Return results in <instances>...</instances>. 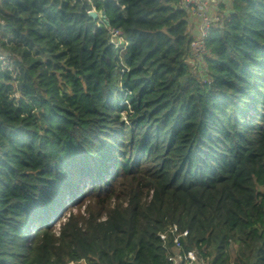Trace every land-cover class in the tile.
I'll list each match as a JSON object with an SVG mask.
<instances>
[{
	"label": "trees",
	"instance_id": "16d2710c",
	"mask_svg": "<svg viewBox=\"0 0 264 264\" xmlns=\"http://www.w3.org/2000/svg\"><path fill=\"white\" fill-rule=\"evenodd\" d=\"M178 2L0 0V264H171L172 225L264 264V0L221 6L205 80Z\"/></svg>",
	"mask_w": 264,
	"mask_h": 264
},
{
	"label": "built area",
	"instance_id": "2783aa9c",
	"mask_svg": "<svg viewBox=\"0 0 264 264\" xmlns=\"http://www.w3.org/2000/svg\"><path fill=\"white\" fill-rule=\"evenodd\" d=\"M229 0H179L178 7L189 14L188 23L191 29L193 23L192 41H191V64L192 71L202 76L205 80L206 62L211 56V50L207 45V38L213 28L221 23L224 17V11L221 6ZM0 27H4V21L0 18ZM195 27V28H194ZM113 38L120 35L119 30L109 29ZM0 67L13 72L16 77L15 59L12 54L6 52L0 44ZM176 225L161 233V239L167 244L169 234L174 237L173 245L167 248V259L171 264H212L211 258L204 249H194L189 252L182 250L180 240L181 234H177ZM166 247V246H165Z\"/></svg>",
	"mask_w": 264,
	"mask_h": 264
},
{
	"label": "rangeland",
	"instance_id": "374dc122",
	"mask_svg": "<svg viewBox=\"0 0 264 264\" xmlns=\"http://www.w3.org/2000/svg\"><path fill=\"white\" fill-rule=\"evenodd\" d=\"M192 24V27H191V29L193 28V23H191ZM195 28V27H194ZM192 33V32H191ZM70 209V206H67V208H66V211L67 210H69ZM60 220V218H56L55 220H54V225L56 226L57 224H58V221ZM58 230V229H57Z\"/></svg>",
	"mask_w": 264,
	"mask_h": 264
},
{
	"label": "water",
	"instance_id": "95a60500",
	"mask_svg": "<svg viewBox=\"0 0 264 264\" xmlns=\"http://www.w3.org/2000/svg\"><path fill=\"white\" fill-rule=\"evenodd\" d=\"M90 15H91L92 17H94V18H97V16H98V14L96 13L95 10L90 11Z\"/></svg>",
	"mask_w": 264,
	"mask_h": 264
}]
</instances>
